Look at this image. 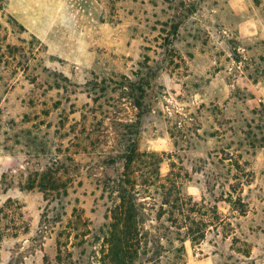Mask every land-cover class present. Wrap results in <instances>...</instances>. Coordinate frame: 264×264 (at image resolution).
I'll list each match as a JSON object with an SVG mask.
<instances>
[{"label": "rangeland", "instance_id": "rangeland-1", "mask_svg": "<svg viewBox=\"0 0 264 264\" xmlns=\"http://www.w3.org/2000/svg\"><path fill=\"white\" fill-rule=\"evenodd\" d=\"M124 77L139 262L264 264V0H0V264H102Z\"/></svg>", "mask_w": 264, "mask_h": 264}, {"label": "trees", "instance_id": "trees-1", "mask_svg": "<svg viewBox=\"0 0 264 264\" xmlns=\"http://www.w3.org/2000/svg\"><path fill=\"white\" fill-rule=\"evenodd\" d=\"M123 91L130 99L131 105L139 113L135 115V120L127 123H118L119 126L126 129L127 135L121 139L120 149L114 153L104 156V166L108 164H117L121 166L122 172L115 174L114 177L108 176V183L111 185L115 202L109 207L105 225L106 232L104 237V251L102 252V264H141V256H151L149 251L142 252L144 247L149 245V233L145 230L144 225L147 222L146 207L141 200V192L137 190V181L134 175L137 172L136 167L143 161L144 155L138 150L137 136L140 131L141 118L144 114V99L146 90L150 89L151 83L132 82L129 78L124 77L121 83ZM126 136H129L126 138ZM169 175V174H168ZM50 170L44 171L40 177L38 185L31 183L29 188H39L47 200L56 197L62 203L60 195L59 179L51 177ZM147 184V183H145ZM160 187L166 192V198H170L173 189L167 188L165 184ZM169 199H165L164 204L169 205ZM153 257V255H152ZM146 262H151L154 257H148Z\"/></svg>", "mask_w": 264, "mask_h": 264}]
</instances>
